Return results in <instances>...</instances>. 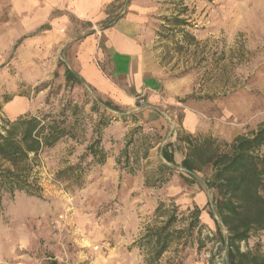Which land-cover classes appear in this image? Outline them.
I'll return each mask as SVG.
<instances>
[{"label": "rangeland", "instance_id": "1", "mask_svg": "<svg viewBox=\"0 0 264 264\" xmlns=\"http://www.w3.org/2000/svg\"><path fill=\"white\" fill-rule=\"evenodd\" d=\"M142 1L149 9L151 51L159 68L168 80H187L189 89L161 109L165 126L154 127L127 109H122L123 114L109 112L85 85L65 86L59 67L66 63L63 55L30 61L16 57L19 45H15L0 59V121L9 120L6 115L18 109L17 105L6 108L16 98L27 101L33 115L49 107L52 114H60L68 103L81 109L75 116L72 110L65 112L74 123L71 134L37 158L40 197L24 193L2 197L0 264H143L142 255L131 245L146 229L162 225L173 208H177L174 228L186 227L189 213L197 207L202 235L215 231L209 215L215 209L216 191L208 187L213 169L202 163L211 154L226 152L236 137L250 136L264 124V0ZM175 16L186 25L175 28L164 21ZM187 111L197 120L192 134L184 130ZM103 117L107 125L99 146L107 157L99 164L86 155V149L97 139V124ZM185 138L190 147L180 141ZM130 141L134 143L129 153L135 151L138 157L144 149L141 143L152 147L137 166L130 159L128 168L135 169L134 175L116 164ZM191 147L202 153L201 159L194 158L200 167L194 177L181 168ZM163 149L172 154L174 163L162 157ZM83 155L87 157L81 161L79 188L56 178ZM160 203L165 214L155 212ZM214 220L220 222L217 216ZM240 250L264 254V230L253 231ZM212 255L217 264L224 253L213 244L197 251L176 242L156 264H207Z\"/></svg>", "mask_w": 264, "mask_h": 264}, {"label": "trees", "instance_id": "2", "mask_svg": "<svg viewBox=\"0 0 264 264\" xmlns=\"http://www.w3.org/2000/svg\"><path fill=\"white\" fill-rule=\"evenodd\" d=\"M164 21L175 28L186 25V21L179 16L165 18ZM189 38L196 42L194 37ZM176 46L182 48L181 45ZM60 66L65 86H84L82 80L67 68L66 63H59ZM54 77L57 78L58 73H55ZM50 97L51 94H48L46 98V104L49 106ZM97 102L111 113H124L108 101L97 99ZM67 110H72V115L75 116L81 109L78 105L68 103L57 115L52 114L49 107L47 111L35 115L27 113L13 120L0 121V202L4 195L14 196L15 193L40 197L42 189L35 173L37 158L43 150L53 148L71 134L74 123L69 122L65 116ZM106 125L107 119L101 118L96 129L97 139L86 149V155L99 164L104 163L107 157L99 146L101 130ZM181 140L187 142L190 147L187 138ZM133 143L134 141L128 142L116 158V164L125 168L128 175L135 174L133 167L128 168L130 159L132 165L137 166L140 160L147 159L148 151L152 149L146 143H141L144 149L138 157L135 151L129 153V145ZM204 143L207 144L208 141ZM261 149H264V124L250 136L236 137L226 152L211 154L203 161V165L211 164L213 169V175L208 182V187L216 191L215 209L210 211L209 215L215 225L213 233L202 235L201 210L197 207L189 213L186 227L174 228L177 221L174 213L177 208H173L172 214L167 216L162 225L146 229L130 249L140 252L143 264H156L176 242H182L183 248L195 246L197 251H201L207 244H213L217 246V250L224 253L223 257L217 258V264H264V254L240 250V244L247 242L253 231L264 230V153L260 152ZM201 154L200 149L191 147V152L181 161V168L192 177L194 172L200 171L194 158L201 159ZM86 155L75 165L59 171L56 178L79 188L84 172L81 161ZM161 155L167 162L174 163L173 156L167 149L161 150ZM161 168L167 169L165 166ZM164 208L165 205L160 203L155 212L165 214ZM214 216H217L220 222L214 220ZM223 229L227 231L226 235L223 234ZM214 257L215 255L209 257L207 264H215ZM51 264L57 263L53 261Z\"/></svg>", "mask_w": 264, "mask_h": 264}, {"label": "crops", "instance_id": "3", "mask_svg": "<svg viewBox=\"0 0 264 264\" xmlns=\"http://www.w3.org/2000/svg\"><path fill=\"white\" fill-rule=\"evenodd\" d=\"M148 12L142 0H0V59L15 45L16 57L30 61L63 55L96 98L162 127L161 109L189 89L187 80H168L159 68ZM14 105L9 120L30 113L23 98L6 108ZM196 124L187 111L186 134Z\"/></svg>", "mask_w": 264, "mask_h": 264}, {"label": "built area", "instance_id": "4", "mask_svg": "<svg viewBox=\"0 0 264 264\" xmlns=\"http://www.w3.org/2000/svg\"><path fill=\"white\" fill-rule=\"evenodd\" d=\"M137 102H138L139 105H141V104H143V99L142 98H138Z\"/></svg>", "mask_w": 264, "mask_h": 264}]
</instances>
